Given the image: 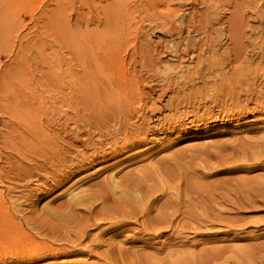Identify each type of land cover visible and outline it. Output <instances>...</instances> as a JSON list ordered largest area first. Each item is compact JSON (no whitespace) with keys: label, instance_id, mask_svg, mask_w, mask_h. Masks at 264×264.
<instances>
[{"label":"bare ground","instance_id":"6f19581e","mask_svg":"<svg viewBox=\"0 0 264 264\" xmlns=\"http://www.w3.org/2000/svg\"><path fill=\"white\" fill-rule=\"evenodd\" d=\"M133 1L134 3L128 4L129 2L127 3V1L125 0H113L111 2L108 1L105 6L103 5L104 7L103 9H101V12L106 16V20L101 19L102 17L100 19L103 20L104 23L106 22V24L103 29L100 28L101 30H98L97 28L96 30H93L92 28H87V26H83V59L80 60L82 67L80 69L81 71H77L79 73H73L75 74V76L71 77L73 82H77L78 86L83 88V96L87 97L88 95L87 98H89L85 99L86 97H83V115L79 112L74 114L72 113L73 115H70L71 113H64L63 115L61 114L60 116H57L58 118H56L55 115H47V117L39 115L40 117L37 116L27 121L28 126L30 125L29 135H24L22 132V135H19L20 130L19 132L17 130V133H19V141H15L14 139H12L15 142L20 143V146L18 147L19 150H21L23 153L26 151H30V153H33V157L31 158H27L29 154L26 155L25 153L24 155L20 151L18 152L19 154L17 153V155H20L19 157H22V159H27L24 160L25 162L27 161L30 164L27 165L23 163L22 160L20 161L15 158L16 160H18L16 161L14 159V155L16 153L13 155V159L15 160L14 162L13 159H11L12 156H9V153L7 152L8 156L11 157L10 159L13 162L9 161V165H7L8 167L5 170V174L7 175L9 171H13L15 175L14 177L20 180L21 182L25 179H27L26 182H34V186H29L25 189L23 188V185L25 183H21L22 189L20 192H22L21 194H23V191H25L24 195L27 196L28 199H31L32 197H37L38 193L46 195L50 194L57 187H62L65 183H68L70 178L79 175L77 173H82V175L79 176L81 180L87 178L88 176L90 177L91 175H86L85 173L95 163H105L106 165H104L103 170L107 173L105 177H103V180H94L92 181V183L86 186H83L81 184L79 186L83 187L70 190L68 193H66L67 197L62 200L58 205L52 207L47 206L45 209L43 208L45 216L43 215L42 217H44L43 220H47L46 222L42 220L44 226L43 224L41 225L42 221L41 223L38 221L36 222L35 219L31 218V222L32 220H35L34 223L36 222V225H34V223V226L28 225V229L23 228L24 226L22 227V224L19 225L17 223L18 221H14L15 225L11 222L13 227L10 226L9 221H0V249L1 246H7V248L10 247V249L13 251H21V254L27 256H24V259L20 257V259H22V261H24L25 263L37 264V262H40L42 264L44 262V264H144L145 261L148 262L152 258L154 259L157 257H153L152 254L147 253L146 249L144 250V248V251H139V246L148 248L150 246L151 249V247H153V244L151 243L152 240H155L158 237H162V235H165L164 233L169 232L167 238L165 239L167 240L168 247H172L173 243L169 244V242L171 241L168 240L172 239V236L176 234V232L179 233V230L183 227H185L184 229H188L186 226H188L191 230L194 229L196 231V228L198 230L197 223H199L200 225L205 223L203 221H209L210 223L211 218L210 220L208 219V217L206 216V212H209L210 214L212 213L215 217H217L219 215V211L226 209L225 207L227 205H224V207L222 203L229 204L231 207L233 206L234 209L236 208V210L240 211H242V208L245 210V208L249 206L254 207V205H256L255 203L257 202H262L261 204L257 203L260 205L264 204V179L248 181L242 178H238L237 176L236 178H227L225 180L217 179L218 182L216 184H204V182H198V180H201V178L203 179V177L206 176V173L209 171L211 166L214 165L213 163L219 165L220 168L218 170L222 172L226 171L227 173H237V171L249 170L247 169L249 167H259V163H252V166H247L241 164V161L250 162V160L257 161L261 158H264V134L261 136L257 134L258 137L255 135L256 133L254 135L252 134V137H254L252 141H250L249 139L248 141H245V138H239V140H237V143L231 145H218L217 149L213 147L214 145L211 146L213 148L212 149L209 144V148L215 151V153L213 152V154L207 152L209 149L203 150V152L206 151L203 154V152L200 151V149L202 148V146L200 145V149H197L196 147L194 148L195 150L197 149V151L199 150V152L196 151V154H190L192 148L189 150L190 155H188V158V153H186L187 150L184 151V153L182 151L183 148L182 150L181 148L180 150L177 149L176 152L174 151L169 155L167 154L169 151L166 152V154L170 156V158H156V154L153 156V154H151L152 152L150 154L148 153V150L146 154L145 151L140 152L139 150H136L135 147L147 143L145 141H153L151 139L148 140L147 134L155 135L158 132L166 130V128L169 129L167 131L168 133L174 132L177 135L181 132L183 133V131L179 128V126L182 124L180 118L182 119L183 114L185 115L186 112H183L182 114V112L180 113L179 111H177L178 114L175 113L177 115H173L172 117L167 118L166 127H163V121L160 119L157 121V123L151 125L150 117L148 116V114L146 116L144 112L145 106L149 104V101L147 103V100L143 98V100L139 101L133 99V97L136 96L134 95L135 92L139 88L141 90L143 85L142 84L141 87H138L139 80H137V78H140V76H136L137 72L135 75L134 70L130 67L131 71H133L130 73V70L128 71V69H126L127 72H125V74L122 73L123 75L120 77V79L118 78L117 81L113 82L107 78L109 75L108 69L112 68L113 66L114 68L119 67L120 64L124 65L127 62L128 63L126 65H138L139 63V67H143L145 68V70L147 69L148 72L150 69H157V64L159 63L160 65V62H164L160 61L161 59L159 60L158 55L161 54L162 56L164 54L170 56L171 59L173 58L181 61L183 60V57L191 58L193 60V64L195 63L194 65L192 64V67L186 69L189 70L187 74L185 73L186 71H184L185 69L183 70L184 72L180 74L179 72L181 70H179V75H177L176 72H172L171 74L170 71H172V69H169L170 71H168V69L162 70L164 77L168 80V83L174 81L176 83L175 85H180V83L182 82V87H178L181 90H183L182 88L186 86L188 82H192L193 84L194 79H197L198 81L201 80L204 86H207L206 83L208 81L212 83L211 85H226L225 81L229 80L230 82L231 76L229 77V74H224L226 71L225 67H227L228 64L231 65L237 60L240 62H238L239 64L245 62V56L243 51L244 41L242 42L241 38L242 36H244L243 30L245 24H247V21L245 20V12H243L244 10L242 11L240 9L243 7L244 4L238 3L236 0H227L228 3L226 0H224V3H215L213 9L211 7V9L202 11V15L198 14L201 17H197L195 11L191 10L189 12H186L185 8H180L181 5L187 3L188 1L191 2L192 0H178V5L174 4L175 6L173 7H170V3H172V1L168 5L166 4V10L171 12L168 15L166 11V14H163L164 11L162 10V13L160 8L158 7L161 3L163 4L165 1L169 2L170 0H139L138 2L137 0ZM218 1L221 2V0ZM232 1L235 2L234 4L236 8H239L236 9V11L233 13L235 16H233V21L230 22L228 28H226L227 32H224V28L218 29V27L215 26L216 24H219L221 20V18L219 19L218 17L216 9L218 10V6L220 4L226 3L225 5H228ZM248 1V4H253L256 0ZM262 1L264 2V0ZM202 2L204 3V1ZM237 10H239V12ZM136 11H140L141 13H143V19H146L147 21L150 20L151 23L156 20L154 22L155 27L158 28V30L162 31V33H166L169 36H172V39L169 38V40H167L165 43H162L161 41L160 43H158L159 40H157L156 42H151L148 38H146V31L141 30L143 28L141 27V23L137 24V29H135V27L133 26V22L136 20L133 19L137 18L138 15H141L140 13L138 15L135 14ZM253 11L255 12V15L258 16V19L264 16L262 13L260 14V10L258 9H254ZM203 18H206V20H204ZM140 20L142 19L138 18L137 22H140ZM141 22H143V20ZM151 27L153 28L154 26L152 25ZM152 28L150 29L154 30ZM132 32L135 35L134 39H136L137 44H131V53L129 51L130 57H127L128 60L126 62V57L125 59H123V56L120 55L118 46L126 37L134 36L132 35ZM223 34L231 39L230 41L233 42V45L232 47L230 46L231 48H226V50H223L222 53L219 54L217 53V47L221 42V37L223 36ZM125 51L128 52L127 49ZM38 59L40 60V58ZM158 60L159 62L156 63ZM236 67H234V65L232 66L231 75H234L235 73H237L238 75L241 69L243 71L242 67L240 69V66H238L240 70L236 69ZM114 68L112 70H114ZM137 69L139 68L137 67ZM158 69H160V67ZM143 71L141 70V72ZM214 71L220 73L221 71H223V75H226V77L221 76L220 81L218 83H216V79L213 81L214 78H210L208 79V81H205L207 80L206 77L209 72L212 74ZM227 71L230 72V69ZM156 72L158 73V71ZM202 72L204 73V75L206 74V72L208 74L204 76ZM243 73L242 75L245 77V73ZM153 75H150L151 78L153 77ZM162 75L161 77H163ZM216 75L217 74L215 73L214 76ZM154 76H156V73ZM2 81H0V83ZM161 81L162 79L159 82ZM199 83L197 88H199V85L201 84ZM192 84L190 85L192 86ZM204 86L201 87V90L205 89ZM197 88L195 87L193 89L197 90ZM207 88L208 87H206V89ZM162 89L163 88L160 89V92ZM188 90L186 91L185 89L186 93L189 92ZM200 92L204 94V91ZM237 92L238 91H236V95L238 94ZM194 94L196 95L197 93L194 92ZM65 95L63 94V96ZM190 95L191 92L189 96ZM229 95L230 94H228V97ZM173 96L175 97L174 92ZM176 97L178 98V95ZM184 97L185 99L183 97H180L179 99H173L172 97V99L167 98V100L165 99L166 103H164V105H167L168 107L172 106L173 109H178L181 106L185 108L190 102H192L191 100L193 99H186V97L188 96ZM165 100L163 102H165ZM157 102L158 100L156 99L150 100V104L147 105V109L151 110H149V112L147 111L148 113H150L151 111L153 112V110L158 108L156 105ZM203 103L204 102H202V104ZM205 106L207 105L205 104ZM196 107L197 106L195 105V108ZM202 107L204 108V105ZM221 107H223V105ZM173 109L171 110L173 111ZM221 109V112L219 111V114L223 112ZM240 110L242 111V109ZM192 112L194 113V110ZM215 113L217 114V112ZM199 114L200 113H198V116H200ZM212 115L214 116V114ZM132 119H140V121L138 120L139 123L134 124ZM214 120L215 117L210 121ZM190 121L192 124H195V119H192ZM25 126V128L28 129V126ZM47 126H50L52 128ZM183 126L185 127L184 124ZM5 136L6 135L4 134L3 137L5 138ZM7 136L5 139H8V142L9 140L12 142L11 138L9 139V137L11 136ZM18 138H16V140ZM235 138L236 137H234V139ZM226 141L229 140H225V142ZM225 142L223 141V143ZM230 143L233 142L231 141L228 144ZM5 147L6 146H4L3 148ZM161 147L162 146H160V148ZM168 147L169 145L167 146V148ZM182 147H184L185 149V146ZM10 149L9 151H12L13 153V150ZM194 149L193 151L195 152ZM226 151L228 154L225 153ZM160 154L161 153H159V155ZM167 155L165 157H167ZM129 164L130 166H128ZM132 165L135 166L131 167ZM122 166H128L129 168H131L127 171H123L121 168ZM263 170H261V172ZM13 173L11 172V174ZM262 173L258 175H260L261 178H264V175H262ZM233 176L234 175L230 177ZM4 177L5 176H3V179L7 180V178ZM256 177L259 178V176ZM11 178L12 179L8 178L9 181H13V177ZM195 178L196 180H194ZM206 179L207 178L205 177V180ZM7 185L8 186L6 189L10 192L11 190L13 191L15 188H18L16 186H13V184L11 186L9 184ZM17 186H19V183ZM12 197L13 196H10V198ZM8 200L10 201V199ZM9 201H7L8 203L6 202V206L9 204ZM11 204L13 205L15 203ZM218 205H220L221 208L218 207ZM245 205L248 206L246 207ZM9 206L8 209L10 208ZM222 206L224 207V209H222ZM18 209L19 208L17 207L16 210ZM227 209L229 210V208ZM230 209L232 210V208ZM197 214H199L201 217ZM22 216H25L24 218L28 217L25 214H23ZM22 216L21 214L20 216L18 215V217L23 218ZM29 217H33V215H29ZM185 217L191 219L189 223H183ZM220 218L217 220L215 218H212V220L215 219L214 221L217 222L218 220H223ZM237 220L239 222H242L239 218H237ZM26 221L27 219L25 220V223H30V221ZM227 222L228 221H226L225 223L226 227L230 225ZM38 223L40 224L37 225ZM243 223L244 222H242V224ZM233 224L232 226L234 227L236 225L235 227L237 228V224H235V222ZM238 225L239 227L241 226V224ZM93 229L97 230L95 232H92ZM127 244H130V246ZM135 244H138V247H136ZM157 249L155 248V252ZM169 250H165V252L170 257L173 255V253ZM218 250L220 251V248ZM175 251L176 250H174V252ZM208 251L210 252V249ZM222 251L223 250H221L220 252ZM248 251L245 250V253ZM152 252L155 253L153 250ZM161 252H163V250ZM220 252L215 251L214 253L217 254V257H219L221 256L219 255ZM156 253L158 254L159 252ZM214 256L216 257V255ZM67 257H72V259H64ZM163 257L167 258L166 254ZM59 258H63L64 260L61 261V259L59 260ZM225 258H223L224 260L222 259V262L226 263L227 258ZM56 259H58L59 261H57ZM88 259H91V261H89ZM209 260V258H206L203 259V261L200 260L201 262H199L207 264V261L208 263L211 262V260L210 262ZM6 261L8 260L6 259ZM14 261L12 260V262ZM169 262L171 264H181L179 261L173 262L172 260ZM192 262L195 263L193 259Z\"/></svg>","mask_w":264,"mask_h":264},{"label":"rangeland","instance_id":"374dc122","mask_svg":"<svg viewBox=\"0 0 264 264\" xmlns=\"http://www.w3.org/2000/svg\"><path fill=\"white\" fill-rule=\"evenodd\" d=\"M108 1L111 2L113 0H0V81L3 80L0 83V86H1L0 87V135L2 134L0 136V177H1L0 178V182H1L0 183V221H3V222L9 221V224L11 227H13L11 222L15 225V222H17V221H18L17 223L19 225L22 224L21 226L22 227L24 226L23 228H26V229H28V227H29L28 225H30V226L36 225L37 221L41 223V221L44 218L42 216L43 215L45 216L44 209L47 206L52 207V206L58 205L62 200H64L67 197L66 193H68L70 190L86 186V185L92 183V181H94V180H97V181H99V179L103 180V177H105V175L107 174L106 171L103 170L104 165H106L105 163H95L85 173L86 175H91L90 177L88 176L87 178L81 180L79 176H81L82 173H77L79 175H76V177L70 178L68 183H65L64 186L57 187L50 194H47V195L38 193L37 197L31 198L32 200L29 198L31 200L30 201L27 198V196L24 195L25 191H23L24 192L23 194H21L22 192H20V191L22 189V184L25 183L23 185L24 186L23 188L25 189V188H28L29 186H34V182H30V181L26 182L27 179H25L21 182L20 180H18L14 177L15 175H14L13 171H9L8 175H7V174H5V170L8 167L7 165H9V161H12L11 159H13V155L15 153L16 154L14 155V159L16 158L20 161L22 160L23 163L30 165L27 161L26 162L24 161L27 159H25V158L22 159V157H19L20 155H17V153L19 151L20 152H22V151L19 150V147H18V146H20V143L15 142V141H19V138H18L19 133H20L19 135H22V133L24 135H29L30 125L28 126V124H27V121L29 119H32V118L37 117L39 115L44 116V117H47V115L48 116H52V115L54 116L55 115V117L58 118L57 116H60L61 114L63 115L64 113H68V114L71 113L70 115H73L74 113L79 112L80 114L83 115V97H84L83 93H82L83 88L79 87L77 82H76L77 84L75 82H73L71 77H73V76H75V74L79 73L77 71H81L80 69L82 67L80 60L83 59V26H87V28H92L93 30H96V28L98 30L103 29L105 24H106V22L104 23L103 20H106V16L101 12L102 11L101 9H103V7L106 5V3H108ZM125 1H127V3L129 2L128 4L134 3L133 0H125ZM130 1H133V2H130ZM138 1L139 0H137V2ZM171 1H172V3H170ZM202 1H204V3ZM202 1L201 0H195V1L192 0L191 2L188 1L189 3L187 2L183 5H181L180 8H182V9L185 8L186 12L193 10V11H195L197 17H201L198 14L202 15V13H203L202 11H205L207 9H211V7L213 9L214 4L217 2L218 3H224L225 2L224 0H221V2L218 0H202ZM236 1L238 3L244 4L243 7L241 5L242 8H240V9L242 11L244 10L243 12H245V20L247 21V24H245V27L243 30V35L245 37L242 36V38H241V41L242 42L244 41V43H243L244 50L243 51H244V56H245V62H242L241 64H239L240 62L237 60V61L233 62L231 65L228 64V66L225 67V70L227 71L230 69V72L227 71L228 72L227 73L225 71L224 74H226V75L229 74L228 75L229 77L231 76L230 82H229V80H227V81H225V83L228 87H231V88H228L225 84H223V85H217V84L211 85L212 83H210V81H208V79L214 78L213 81L216 79L215 81H216V83H218L220 81L221 76L226 77V75H223V71H221V73L214 71L212 74L210 72H209V74L206 72V74L209 75V77L207 75V77H206L207 80H205V81H208L206 83L207 86H204L200 79H199L200 81H198L197 79H194L193 84H192V82H188L187 83L188 86L186 85L182 88L184 90L183 91L180 89L182 87L181 86L182 82L180 83V85L177 84L178 86L175 85L176 83L174 81H172L171 83H168V80L164 77L162 70L168 69V71H170L172 69V71H170L171 74H172V72H176L177 75L186 71L185 73L187 74V72L189 70H186V69L187 68L189 69L190 67H192L195 64V63L193 64V60L191 58L183 57L182 61L178 60V59H177L178 60L177 61L176 59H173V58L171 59V57L168 55L163 54L161 56V54H159L158 55L159 60L161 59L160 61H164V62H160L161 64L159 65V63H158L159 60H158L156 62V63H158L156 66L157 69H150L148 72L147 69L145 70V68L139 67V65H140L139 63H138V65L137 64L136 65H134V64L126 65L128 63L127 60L130 57L129 51L131 49L130 48L131 44L132 43L137 44L136 39H134L135 38V35L133 34L134 29L132 32V35H134V36L126 37L120 43V45L118 46V49L120 51V55L123 56V59H125V57H126L125 60L127 63L124 65L120 64L119 67L115 66L117 68V70H116V68H114V66L112 68H110L111 70L108 69L109 75L107 78L114 82V81H117L118 78L120 79V77L123 75L122 73L125 74V72H127L126 69H128V71L130 70L129 71L130 73L134 70L135 75L137 72L136 76L137 77L140 76V78H137V80H139L138 81V87L139 86L141 87L142 84L143 85H142L141 90L139 88L135 92L134 95H136V96H134L133 99H136V101L145 99V100H147V103L149 101V104H150V100H155V99L158 100V102L156 104L158 108L153 110V112L151 111L150 113H148L149 110H151V109H149V110L147 109V105H149V104H147L145 106V109H144L145 111L142 109L145 112V115L147 116V114H148V116L150 117L151 125L157 123V121L160 119L163 121V124H164L163 127H166L167 126V123H166L167 118L172 117L173 115H177L178 114L177 111H179L180 113L182 112V114H183V112L184 113L186 112L185 115L183 114L182 119L180 118L182 126L180 125L179 128H180V130L183 131V133L181 132L178 135L174 132L168 133L167 131L169 129L166 128V130H164L162 132H158L157 133L158 135L155 134L156 136L154 134H152V135L147 134L148 140L151 139L153 141H151V142L145 141L147 143H144L142 145H138L137 147H135L136 150H139L140 152L145 151L146 154H147V150H148L149 154L151 152H152L151 154H153V156L156 154L155 155L156 158L164 157L166 159V158H170V156H168L169 154L173 153L174 151L176 152L177 149L180 150V148H181V150H182V148H183V150H182L183 152L187 150L186 153H188L187 154V158H188V155H190L192 153L196 154L197 152H199V150L197 151V149H200L201 146H202V148L200 149L201 152H203V150L209 149L207 152H210L211 154H213V152L215 153V151L212 150L213 149L211 147L212 145H214L213 147L215 149H217L218 145L220 146V145H225V144L226 145L235 144L238 142L237 140H239V138L240 139L245 138L244 139L245 141H248V139L250 141H252V139H254V137H252V136L255 133H256L255 135L257 137H258L257 134H259V136L264 134V128H263L264 127V113H263L264 112V56H263L264 55L263 54L264 53V16L262 18L258 19V16H256L255 12L253 11L254 9H258V10H260L259 11L260 14L262 13L264 15V4H263L264 2L262 0H256L253 4L252 3L248 4L247 3V2H249L248 0H245V1L244 0H236ZM165 2L163 4L161 3L158 8H160L161 12H162V10L164 11V13L162 12L163 14H166L165 13V11H166L167 15H168L171 12L166 10L167 5L169 3H170V7L178 5L177 4L178 0H170L169 2L168 1H165ZM102 3H104V4H102ZM227 3H228V1H227ZM234 3L235 2L232 1L228 5H225L226 3L220 4L218 6V10L216 9L218 17H219V19L221 18V20H220L219 24H216L215 26L218 27V29L224 28L225 29L224 32H227L226 28H228L229 23L232 22L234 19L233 16H235L233 13L236 11V9L239 8V7L236 8ZM101 5H102V8H101ZM223 5H225V6H223ZM205 6L209 7V8H206ZM189 7L190 8L192 7V8L190 9ZM237 11L239 12V10H237ZM136 12H135V14L138 15L140 13L141 15L140 16L138 15L137 18L133 19V20L136 19L133 22V26L135 27V29H137L136 28L137 24L141 23L142 24L141 27H143L141 30L146 31V33H147L146 38H148L151 42H156L157 40H159L158 43H160V41L162 43H165L167 40H169V38L172 39V36H169L166 33H162V31L158 30V28L155 27L154 22L156 20L151 23L150 20L147 21L146 19H143V16H144L143 13H141L140 11L139 12L136 11ZM97 15L99 18L97 17ZM100 18L103 20H101ZM138 18H141L143 20V22H141L142 20H140V22H137ZM203 19L206 20V18H203ZM246 21H245V23H246ZM101 23H102V27H101ZM152 25L154 26L153 28L151 27ZM150 28H152L154 30H151ZM149 32H150V34H149ZM183 36H185V35H183ZM225 36L226 35L223 34V36L221 37V42L219 41L220 43H219V46L217 47L218 48L217 53H219V54L222 53L223 50H226V48H231L233 45L232 44L233 42L230 41L231 39L228 38L227 36L226 37ZM243 37H244V39H243ZM126 49L128 50V52L125 51ZM130 53H131V51H130ZM38 58H40V60ZM68 62H70V63H68ZM235 64H237V65H235ZM233 65H234V67L237 66L236 69H239V68L241 69V67H242L243 71H242V69L241 70L239 69L241 72L239 71L238 75H237V73H235L236 75L235 74L231 75V71H232L231 68ZM238 66H240V67L238 68ZM67 67H69V68H67ZM130 67H131V69H133L132 71H131ZM137 67L139 69H137ZM159 67H160V69H158ZM113 68H114V70H112ZM173 69H175V70H173ZM141 70L142 71L144 70L145 72L144 71L141 72ZM179 70H181V71L179 72ZM156 71H158V73ZM178 72H179V74H178ZM73 73H75V74H73ZM113 73H115V74H113ZM144 73H145V75H144ZM153 73H154V75L156 73V76H154ZM215 73L217 75L218 74L219 75L218 76L216 75L217 76L216 77V76H214ZM242 73L245 75V77L242 75ZM202 74L204 75L203 72H202ZM150 75L151 76L153 75V77L151 78ZM161 75L165 79L163 77H161ZM161 79H162V81L159 82ZM148 81H150V82H148ZM172 83H174V84H172ZM189 83L192 84V86ZM198 83L200 84L199 88H197ZM74 84H75V86H74ZM170 84H171V86H170ZM147 86H149V87H147ZM193 86H195L197 88V90L193 89V88H195ZM202 86H204L205 89L202 88L203 90H201ZM144 87H146V88H144ZM178 87H180V88H178ZM206 87H208V88L206 89ZM244 87H245V89H244ZM147 88L150 90H148ZM161 88H163V89L160 92ZM185 89H186V91L188 90L189 92L186 93ZM180 91H182V92H180ZM198 91H199V93H198ZM200 91H204V94ZM236 91H238L237 95H236ZM173 92L175 94V97L173 96ZM190 92H191V95L189 96ZM194 92L197 93L198 95L197 94L195 95ZM157 93H158V95H157ZM184 93H185V95H184ZM205 93H206V95H205ZM224 93H226V94H224ZM63 94L64 95L66 94V95L63 96ZM176 94L178 95V98L176 97L177 96ZM228 94H230L231 96L229 95V97H228ZM183 95L188 96V97H186V99L191 98L194 101L190 99L192 102H190L185 108L183 106L179 107L180 109L179 108L173 109L172 106L168 107L167 105H164V103H166L167 98L168 99L169 98L170 99H172V98L173 99H175V98L179 99L180 97H183L185 99V97ZM87 97H88V95H87ZM87 97L85 99H89ZM146 97H148V98H146ZM164 100H165V102H163ZM202 102H204V103L202 104ZM193 104H194V107H193ZM205 104L207 106H205ZM257 104H259V105H257ZM195 105L197 106L196 108H195ZM203 105H204V108L202 107ZM222 105H223V107H221ZM216 106H218L219 108ZM240 107H242V108H240ZM202 108H203V110H202ZM217 108H218V110H217ZM171 109H173L174 113ZM183 109H184V111H183ZM185 109H186V111H185ZM220 109L223 112L219 114ZM240 109H242V111ZM248 109H249V111H248ZM193 110H194V113L192 112ZM236 110H238V111H236ZM187 111H191V112H187ZM197 112L200 113L199 114L200 116H198ZM215 112H217V114ZM229 112L230 113L232 112V113L230 114ZM175 113H177V114H175ZM191 113H193V114H191ZM194 114L196 117L194 116ZM212 114H214V116ZM166 115L167 116L169 115V116L167 117ZM220 115H221V117H220ZM228 115H229V117H228ZM212 116H213V118L215 117L214 121H210L211 119H213ZM234 117H237V118H234ZM191 118L195 119V121H194L195 124L191 123V121H190V120H192ZM132 120H133L134 124H138L140 121V119H138L139 121L136 119H132ZM134 120H136V121H134ZM183 124L185 125V127L183 126ZM25 125L28 126V129L25 128L26 127ZM69 126H70V123H69ZM82 126H83V124H82ZM47 127H50V126H47ZM50 128H52V127H50ZM17 130H18V132L20 130V132L17 133ZM202 130H203V132H202ZM6 133H8V134H6ZM12 133H13V135H12ZM16 133H17V135H16ZM4 134L6 136L7 135L11 136V137L7 136V137H9V139L11 138V140L14 139L15 141L12 140V142H13L12 143L9 140V142H10L9 143L8 139H5L6 136H5V138L3 137ZM192 135H193V137H192ZM250 135H251V137H250ZM206 136H208V137H206ZM232 136H234L236 138L234 139V137H232ZM154 137H156V138H154ZM16 138H18V139L16 140ZM167 140H169V141H167ZM225 140H229V141H226L228 143L231 141L233 143L228 144L225 142ZM233 140H235V141H233ZM223 141L225 143H223ZM161 143H163L164 145ZM209 144H210V147L212 149L209 148V146H208ZM13 145L15 147L17 146L16 147L17 151L15 150V147ZM168 145H169V147H168L169 149L167 148ZM4 146H6L5 147L6 150H5V148H3ZM160 146H162V147L160 148ZM182 146H185V149ZM207 146H208V148H207ZM12 147H14V148H12ZM195 147L197 148L196 150L194 149ZM7 148H8V150H7ZM164 148H167V149H164ZM191 148H192V151L194 149L195 152L191 151V153L189 154V152H190L189 150ZM9 149L13 150V153H12V151H9ZM7 152L9 153V156H12V158L8 156ZM166 152H168L167 153L168 155L166 154ZM204 152H206V151H204ZM204 152H203V154H204ZM25 153H26V155L29 154L27 156V158L33 157L32 156L33 153H30V151H26L23 154L25 155ZM159 153H161L160 154L161 156L159 155ZM225 153H227V151ZM166 155H167V157H165ZM14 159H13V161L15 162L16 159L15 160ZM18 160H16V161H18ZM261 160H262V162H261ZM263 161H264V158H261L260 160H257V161L250 160V162L249 161H241V164H244L247 166H252L253 165L252 163H259V167H254L255 169L253 167H251V168L249 167V168H247L249 170H245L247 172L242 170V171H237V173H235V172H228L227 173L226 171H224L226 174L224 172L218 170L220 168L219 165H217L216 163H213L215 166L212 165L210 168L211 170L209 169V171L206 173V176H204L203 179L200 177L202 181L198 180V182H201V183L204 182V184L205 183L216 184L218 182V180H225L227 178L228 179L229 178H236L237 176H238V178H242V179H245L248 181H255L258 179H264V178H261L260 175H258L262 172H263L262 175H264V170H263L264 169V165H263L264 163H263ZM1 162H3V163H1ZM244 162H246V163H244ZM128 166H130V164ZM128 166H122L121 168L123 171H127L128 169H130L131 167H134L135 165H132L130 168ZM262 166H263V168H262ZM124 167L127 169H125ZM261 170H263V171L261 172ZM2 172H4V173H2ZM11 172L13 174H11ZM240 173L241 174L243 173V174L241 175ZM9 174H11L12 176ZM224 174L225 175L228 174V175L225 176ZM232 175H234V176L230 177ZM3 176H5L4 178H7V180L3 179ZM219 176H221V177H219ZM256 176H259V178ZM11 177H13V181L12 180L9 181V179H12ZM205 177L207 178L206 180H205ZM222 177H225V178H222ZM15 180H17V181H15ZM194 180H196V178ZM213 180H214V182H213ZM17 182L19 183V186H17L18 185ZM7 184H9L10 186L13 184V186H16L18 188H15L13 191L11 190V192H10L6 189L8 186ZM27 184H28V186H27ZM81 184L83 186H79ZM19 193L21 194V196ZM8 195L13 196L14 199H13V197L10 198V196H8ZM39 195H41V196H39ZM15 198H17V199H15ZM8 199H10L11 202ZM3 201H4V203H3ZM7 201H9V204L6 206L5 204L8 203ZM2 203H3V205H2ZM11 203H15V204H13L15 208L13 207V205ZM257 203H260V202H257ZM257 203H255L256 205L253 204L254 207L253 206L247 207L248 205H245L247 208H245V210L242 208V211L236 210V208L234 209V207L233 206L231 207L229 204L222 203L223 206L227 205L226 207L225 206L224 207L226 209L229 208V210L224 209V207L222 206L223 207L222 209H224V210L220 209L222 211L218 212L219 215L217 217H215L212 213L210 214L209 212H206V216L208 217V219L210 220V218H211L210 223H209V221H203L206 223V224L204 223L205 225L204 224L200 225L199 223H197L198 230L196 228V231L194 229L191 230L188 226H186L188 229H184L185 227L180 229L179 230L180 234L178 232H176V234H174L175 236L173 235L175 238L172 236V239L168 240V241H171V242H169V244L173 243L172 244L173 248L168 247L167 240L165 239V238H167L169 232L164 233L165 235H162V237H158L157 239L152 240L151 243L153 244V247H151V249H150V246H149V248L148 247H140V246L138 247L137 246L138 244H135V246L139 248V251L140 250L144 251L146 249L147 253L152 254L153 257H157L154 259L152 258L148 262L145 261L146 263L144 262V264H164V262H165V264H171L169 261H172V260H173V262L179 261L181 264H196V263L199 264L201 261H203V259H206V258H209L211 260V262L209 260L210 263H208V261H207V264H223V263L224 264H235V263L236 264H240V263L241 264H264V204L260 205L262 202L260 204H257ZM16 205L19 208L18 209L19 211L16 210L17 209ZM8 206L10 207L9 209H8ZM218 207L221 208L220 205H218ZM230 208H232V210ZM237 211H238V213H237ZM20 214H21V216L23 214H25L28 217H29V215L30 216L33 215V217L24 218L25 216L24 217L22 216L23 218H21V217H18V215L20 216ZM197 215H199V214H197ZM30 218L35 219L36 222L34 223L35 220H32V222H31ZM212 218H215L216 220L220 218L223 220H218V222H217V221H214L215 219L212 220ZM237 218H239L240 221H242L244 223L242 224V222H239L237 220ZM26 219H27L26 222L30 221V223L29 222L25 223ZM234 219H236L237 221ZM190 220L191 219L185 217L183 223H189ZM43 221L46 222L47 220H43ZM43 221H42L41 225L43 224V226H44ZM220 221H222V222H220ZM226 221H228L227 223L230 224L229 225L230 227L229 226L226 227V224H225ZM231 222H233V223L235 222V224H237V228L235 227L236 225L233 227L232 226L233 223H231ZM31 223H32V225H31ZM33 223H34V225H33ZM40 223H38L37 225H39ZM238 224H241V226L239 227ZM206 225H208V226H206ZM199 226H202V227H199ZM96 230L93 229L92 232H95ZM127 245L130 246V244H127ZM133 246H134V244H133ZM3 247H6V248H3ZM3 247L1 246V249H0V264H17V263L18 264H28V263H25L24 261H22V259H24V256L25 257H27V256L21 254V251H19V250L13 251L10 249V247L7 248V246H3ZM160 247H164L165 249L160 248ZM140 248H142V249H140ZM143 248H144V250H143ZM155 248L156 249L160 248L159 250L158 249L156 250V252H159L158 254L155 252ZM219 248H220V251L221 250H223V251L220 252L218 250ZM169 249H171V250H169ZM178 249H179V251H178ZM187 249H188V251H187ZM209 249H210V252L208 251ZM247 249L250 251H248ZM152 250L155 253H153ZM162 250H163V252H161ZM165 250L166 251L169 250L170 252L173 253V255L169 257V255L165 252ZM174 250H176V251L174 252ZM190 250H192V251H190ZM245 250L248 252L245 253ZM215 251L220 252L219 253V255H221V256H219L220 258L217 257L216 253H214ZM164 252H165L167 258L163 257L165 255ZM205 252H207V253H205ZM221 253H223V254H221ZM176 255H178V256H176ZM214 255H216V257ZM20 257L22 259H20ZM223 258H225L227 260L226 263L222 262ZM6 259L8 261H6ZM60 259L62 261L64 259H66V260L72 259V257H67L64 259L59 258V260ZM192 259L195 263L192 262ZM12 260L13 261L15 260L17 263L15 261L12 262ZM56 260L59 261L58 259H56ZM88 260L91 261V259H88ZM31 264H34V263H31ZM37 264H41V263L37 262ZM42 264H44V262ZM200 264H203V263H200Z\"/></svg>","mask_w":264,"mask_h":264}]
</instances>
